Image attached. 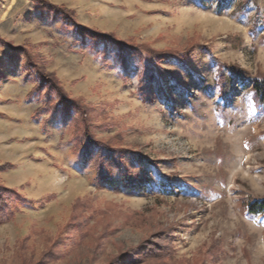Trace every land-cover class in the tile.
I'll use <instances>...</instances> for the list:
<instances>
[{
    "label": "rangeland",
    "instance_id": "1",
    "mask_svg": "<svg viewBox=\"0 0 264 264\" xmlns=\"http://www.w3.org/2000/svg\"><path fill=\"white\" fill-rule=\"evenodd\" d=\"M46 1L179 56L125 71L115 45H91L33 0H0V184L22 196L0 216V264H264V216L246 209L264 199V105L233 80L222 113L216 85L222 64L264 78V0ZM12 46L26 50L10 59ZM38 68L84 117L53 109ZM86 131L145 159L113 162L117 186L98 179Z\"/></svg>",
    "mask_w": 264,
    "mask_h": 264
},
{
    "label": "trees",
    "instance_id": "2",
    "mask_svg": "<svg viewBox=\"0 0 264 264\" xmlns=\"http://www.w3.org/2000/svg\"><path fill=\"white\" fill-rule=\"evenodd\" d=\"M33 1L39 10H49V12H53L56 17H61L63 20L75 23L77 32L80 33L84 39L90 40L92 43L91 45L98 47L99 44L103 42L104 52H107L108 45H115L117 47L116 58L119 59L121 67L125 71L130 70L131 62H133L134 59L139 62H145V60L148 59L154 64L161 65L171 56H179L176 52L166 50H155L149 45L135 44L131 41L121 40L114 33H105L81 25L75 20V12L73 10L65 8L64 6L52 5L49 4L46 0ZM11 48L13 53L10 55V59H17L18 52L21 49H24V47L22 46H12ZM26 57H28L30 60H33L34 62L36 61L34 56L31 55L29 52L27 53ZM180 58L183 59L184 56H180ZM38 69L41 78V83L38 87H45L47 89L48 94L50 95L54 93L58 94V102L53 105V109H59L68 114L77 111L82 117H84L87 113V107L81 104L80 100L73 99L68 96V94L62 88L58 78L54 73H48L46 72V70H44V68ZM145 76V78H141L138 85L139 91L143 93L147 89V83L149 81L156 80V77L155 75H153V72L151 70H147ZM233 80H237L243 86L244 90L248 92L250 100L255 106L258 107L264 105L263 77H253L247 70L241 68L237 64H222L219 65V71L216 81V85L219 86V99L217 101V107L219 108L220 112L223 113L224 108L229 102V95ZM50 101H52L51 98ZM84 121H86V119ZM85 138L86 142L83 144V149L85 150L87 156L89 154L93 155V146L98 147L97 152L93 155V158L97 161V178H101L104 181L112 184L113 186H117L119 184L118 179L114 178V173L112 171L114 165L113 162L123 161L125 155L130 153H136L141 158L145 159V156H143V154H140V152H129L122 148H115L110 143H105L96 140L88 134V131L85 132ZM153 164L157 165V162L153 161ZM2 168L6 169L7 167ZM125 172L126 176H123L121 182L128 185V178L131 176V173L128 170H126ZM133 180H137L140 184L146 181V179L142 176L137 177V179ZM163 188H169L167 183L163 185ZM14 199L22 201V196H20V194L15 189H9L0 184V216H2L3 218L4 216H6V212L8 213V210L11 206L9 203L11 200L13 201ZM246 209L248 214L252 217L264 216V199H256L255 201L247 203ZM159 244L160 243L156 241V239H150L149 244L147 245L149 248H152L150 249L152 250L151 253L155 256L159 252L154 249V247ZM124 254L127 255V252H124Z\"/></svg>",
    "mask_w": 264,
    "mask_h": 264
}]
</instances>
